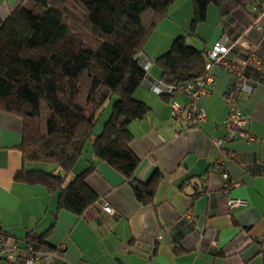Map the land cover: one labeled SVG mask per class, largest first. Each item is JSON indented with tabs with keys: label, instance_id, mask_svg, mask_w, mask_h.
Returning <instances> with one entry per match:
<instances>
[{
	"label": "crops",
	"instance_id": "0c3cea01",
	"mask_svg": "<svg viewBox=\"0 0 264 264\" xmlns=\"http://www.w3.org/2000/svg\"><path fill=\"white\" fill-rule=\"evenodd\" d=\"M239 3L225 17L210 5L206 20L192 36L191 1L177 0L143 48L147 82L133 98L148 111L128 129L130 148L139 159L135 178L146 182L155 171L161 175L149 205L139 204L123 177L96 160L91 146L85 145L70 178L93 164L86 182L98 201L108 203L115 214L102 222L96 207L81 217L57 210V193L14 179L21 170L55 172V167H46L55 165L23 162L22 121L0 111V231L23 250L31 237L49 230L47 243L56 249L63 246V256L43 258L39 264H264V78L254 77L249 83L252 92L238 99L246 118L245 131L253 139L222 144L229 153L222 162L226 179L211 167L218 158L214 140L225 136L223 121L228 111L223 96L229 74L214 69V84L199 101L205 120L188 129L170 116V103L184 107L186 98L158 96L148 87L149 82L161 81L155 60L181 36L185 41L191 36L186 44L206 54L226 30L237 40L235 63L249 54L264 61V0ZM19 4L31 8L32 0H0V20ZM96 129L95 136L100 131ZM227 200L242 204L229 208Z\"/></svg>",
	"mask_w": 264,
	"mask_h": 264
},
{
	"label": "trees",
	"instance_id": "16d2710c",
	"mask_svg": "<svg viewBox=\"0 0 264 264\" xmlns=\"http://www.w3.org/2000/svg\"><path fill=\"white\" fill-rule=\"evenodd\" d=\"M176 1L32 0L31 8L19 4L0 20V111L22 121L23 162L55 165V172L21 170L16 181L57 193V210L81 217L99 199L86 182L93 164L70 178L89 142L93 157L123 177L139 204L153 202L161 175L155 171L146 182L135 178L139 159L130 148L128 126L148 111L133 98L147 82L143 48ZM190 1L192 36L210 5L221 17L240 5ZM206 60L181 36L155 64L161 81L170 84L201 77ZM113 98L110 116L95 136L97 117ZM48 233L31 237L28 245L36 253L56 252Z\"/></svg>",
	"mask_w": 264,
	"mask_h": 264
},
{
	"label": "built area",
	"instance_id": "2783aa9c",
	"mask_svg": "<svg viewBox=\"0 0 264 264\" xmlns=\"http://www.w3.org/2000/svg\"><path fill=\"white\" fill-rule=\"evenodd\" d=\"M236 47L237 40L233 39L228 31L223 30L216 47L206 52L207 60L201 77L189 82L176 81L166 84L160 81L148 83L149 89L158 96L173 97L175 95H183L186 98L184 107L176 101L170 103V116L173 121L181 123L185 129H188L197 127L199 123L205 120V113L200 108L199 101L208 94L214 84V69H223L229 74L230 82L223 96L228 111L223 121L225 136L222 139L214 140L218 158L211 167L212 171L221 172L223 179H226L227 175L223 173L222 162L225 156H229V153L222 148V144L238 139L250 142L253 139L245 131L246 118L238 107V99L242 94H250L252 92L253 88L249 83L252 82L254 77L264 78V61L256 58L254 54L245 55L239 63L233 61ZM232 185L238 186L237 183ZM241 204L242 202L239 200H227L226 202L229 208L238 207ZM96 208L99 213V219L102 222H105L106 216L112 217L115 214V211L108 203L98 201ZM100 225L102 226L104 223ZM63 252V246L51 254L36 253L31 245H27L23 250H20L16 241L0 231V261L16 264L22 260V264H39L44 261L43 258L47 259L48 257L59 255L62 257Z\"/></svg>",
	"mask_w": 264,
	"mask_h": 264
},
{
	"label": "rangeland",
	"instance_id": "374dc122",
	"mask_svg": "<svg viewBox=\"0 0 264 264\" xmlns=\"http://www.w3.org/2000/svg\"><path fill=\"white\" fill-rule=\"evenodd\" d=\"M191 36H187L186 37V42L188 43L190 40H191ZM114 98L113 99H111V100H108L105 104H104V106H103V109L101 110V112H100V114L98 115V117H97V129L98 130H100L101 131V129H102V126H103V124H104V122L109 118V116H110V113H111V109H112V104H113V102H114ZM96 129V130H97ZM100 131H99V133H100ZM96 132V131H95ZM98 133V134H99ZM96 134V133H95ZM87 146H90V143L88 142V143H86V147ZM85 155V154H84ZM46 167H48L50 170L51 169H53L55 166H46ZM45 167V168H46ZM47 169V168H46Z\"/></svg>",
	"mask_w": 264,
	"mask_h": 264
}]
</instances>
